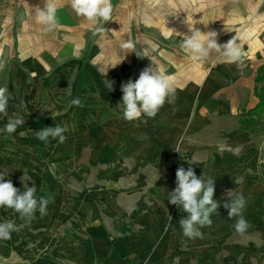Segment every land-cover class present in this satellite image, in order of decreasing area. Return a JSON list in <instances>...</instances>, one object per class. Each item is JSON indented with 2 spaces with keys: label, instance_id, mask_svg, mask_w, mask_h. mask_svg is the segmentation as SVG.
Listing matches in <instances>:
<instances>
[{
  "label": "rangeland",
  "instance_id": "374dc122",
  "mask_svg": "<svg viewBox=\"0 0 264 264\" xmlns=\"http://www.w3.org/2000/svg\"><path fill=\"white\" fill-rule=\"evenodd\" d=\"M112 4V20L104 24L103 35H94L89 22L78 17L71 32L75 55L55 59L44 50L40 58L47 66L32 50L21 57L18 53L0 55V87L9 89L8 76L15 65L24 77L23 86L15 84L19 80L16 78L9 91L14 118L23 119L24 124L12 136L0 127V171L6 169L9 174L5 179L21 191L24 183L28 187L35 184L37 198L52 197L47 214L41 216L37 211L30 223L14 210L0 208V222L13 221L19 229L11 234L18 244L22 239L34 241L37 233L56 239L66 232L82 233L95 226L104 227L111 236L119 232L126 235L144 228L139 221L142 216L180 214L181 209L168 200L177 185L169 191L165 186L175 178L171 170L188 164L175 153L171 158L165 152L166 132L170 131V124L165 122L166 102L146 124L143 116L126 121L119 105L121 84L135 81L150 66L174 80L180 72L194 70L202 62L181 49L183 36L191 35L190 28L213 31L230 18L235 22L236 17L227 13L228 5L219 7L218 0H172L171 5L162 0L156 6H151L150 0H112ZM217 10L221 11L219 18ZM126 42H132L134 49H122L121 44ZM144 49H149L151 59L143 57ZM107 80L114 81L113 91L108 90ZM23 87L26 98L18 99ZM77 97L81 100L79 107L71 104ZM21 101L25 106L18 108ZM56 125L67 128L63 143L49 138L45 144L36 137L37 129ZM254 138L262 164L264 132ZM222 193L227 199L239 191ZM248 207L253 219L262 212L263 221L254 223V229L245 236L234 234L231 244L250 245L245 246L247 252L230 259V264H264V237L260 233L264 205ZM220 213L228 214V210L222 206ZM175 225L180 227V223ZM6 243L0 240V246ZM218 256L228 258L222 250ZM0 264L20 263L0 255ZM172 264H178L177 260Z\"/></svg>",
  "mask_w": 264,
  "mask_h": 264
},
{
  "label": "crops",
  "instance_id": "0c3cea01",
  "mask_svg": "<svg viewBox=\"0 0 264 264\" xmlns=\"http://www.w3.org/2000/svg\"><path fill=\"white\" fill-rule=\"evenodd\" d=\"M218 2L219 7L227 3V13L234 15L236 21L230 18L213 31L218 33L219 43L232 37L237 39L245 66L240 72L235 64L225 63L212 53L194 70L180 72L175 80L172 78L175 97L165 104V122L170 124L165 152L171 158L175 153L182 162L186 160L188 165L183 167L185 170L192 167L197 177L212 178L215 181L213 199L220 207L227 200L222 197L223 191L238 189L239 194H245L247 203L243 215L250 225L249 231L254 229V223L263 221L262 212L253 219L252 212H247L246 208L264 205V183L258 142L241 128L240 115L258 103L255 88L258 70L264 66V0ZM44 4L45 0H0V55L18 53L21 57L32 50L44 65L40 58L44 50L55 59L75 55L71 32L75 23L78 24V16L69 0H58L59 26L52 31H45L33 16L35 7L43 9ZM215 14L219 18L221 11ZM15 67L8 76L9 96L14 79L19 78L15 84L23 86V74H18ZM35 70L40 71L38 67ZM21 96L26 98L24 87L18 99ZM12 106L9 104L7 117L0 114L1 128L9 117L14 118ZM2 151L7 153L8 150ZM177 168L170 171L175 178L166 184L165 190H172L176 184ZM220 207L211 215V225L200 229L202 238L185 237L181 227L175 225L187 217V213L180 210V214L142 216L139 221L145 224L144 228L126 235L119 232L111 236L104 227L95 226L85 228L82 233L66 232L64 237L56 239L47 234L48 240L37 233L34 241L22 239L20 244L11 237L4 247L0 246V255L20 264H172L174 259L178 264H230V259L247 252L245 246L250 244H231L235 218L221 214ZM260 230L264 237L263 225ZM221 250L228 258H219Z\"/></svg>",
  "mask_w": 264,
  "mask_h": 264
},
{
  "label": "clouds",
  "instance_id": "9594fccd",
  "mask_svg": "<svg viewBox=\"0 0 264 264\" xmlns=\"http://www.w3.org/2000/svg\"><path fill=\"white\" fill-rule=\"evenodd\" d=\"M70 7L78 17H82L89 22L94 35L105 33L104 24L112 20L113 4L112 0H69ZM162 0H150L151 6L160 4ZM171 5L172 0H167ZM187 3V0H184ZM58 0H45L44 8L35 7V21L43 27L45 31L55 30L59 26L57 17ZM191 35H184L180 47L195 61H205L210 54L215 53L220 60L228 64H235L237 70L242 72L245 66L244 53L237 43V39L232 37L225 43H219L218 33L209 31L203 33L194 28H190ZM152 50L154 47L150 46ZM122 49H134L132 42L121 44ZM135 52V51H132ZM136 53V52H135ZM138 57H141L136 53ZM143 57H149V49H144ZM150 58V57H149ZM151 59V58H150ZM114 81H106L109 91H113ZM123 93L119 105L122 107L123 119L126 121H137L145 117L143 123H147L148 118H154L159 109L169 103L175 97L174 81L158 68L146 67L138 79H129L121 84ZM10 96L8 88L0 87V114L8 116ZM73 106H81L79 97L71 101ZM24 102L21 101L17 107L23 108ZM24 124L21 118L9 117L4 125L3 131L12 134L17 128ZM67 128L60 125L45 127L35 132L36 137L48 143L49 138L63 143L66 140L65 133ZM189 164H192L188 161ZM9 172L4 169L0 171V208L12 209L19 214L22 220L31 222L35 213L39 211L41 216L47 214V207L52 200L51 196L36 197L37 188L35 184L28 187L24 183V190L14 187L11 180L5 177ZM176 187L169 193V202L178 206L183 212L187 213L186 218L180 219V227L185 237L195 239L202 238L200 231L204 226L211 225V215L216 213L220 203L213 199L215 192V181L210 177L201 175L197 177L192 167L187 170L180 166L176 170ZM22 183L25 181L22 179ZM246 200L243 194H235L223 202V207L228 210V217L235 218L233 225L236 234L243 236L250 227L243 215L246 207ZM13 221L5 220L0 222V240L11 239V234L18 231Z\"/></svg>",
  "mask_w": 264,
  "mask_h": 264
},
{
  "label": "trees",
  "instance_id": "16d2710c",
  "mask_svg": "<svg viewBox=\"0 0 264 264\" xmlns=\"http://www.w3.org/2000/svg\"><path fill=\"white\" fill-rule=\"evenodd\" d=\"M257 84L264 83V66L258 70L256 77ZM255 95L258 98V103L254 108L244 110L240 115L241 128L251 133L253 137L264 132V84L255 88ZM262 169L264 163L261 164ZM262 181L264 182V172L261 174Z\"/></svg>",
  "mask_w": 264,
  "mask_h": 264
}]
</instances>
